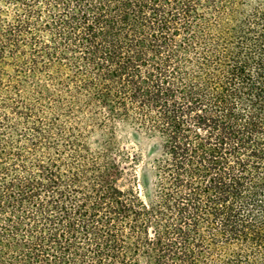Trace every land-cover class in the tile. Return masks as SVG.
<instances>
[{
	"label": "trees",
	"instance_id": "1",
	"mask_svg": "<svg viewBox=\"0 0 264 264\" xmlns=\"http://www.w3.org/2000/svg\"><path fill=\"white\" fill-rule=\"evenodd\" d=\"M0 264H264V0H0Z\"/></svg>",
	"mask_w": 264,
	"mask_h": 264
},
{
	"label": "rangeland",
	"instance_id": "2",
	"mask_svg": "<svg viewBox=\"0 0 264 264\" xmlns=\"http://www.w3.org/2000/svg\"><path fill=\"white\" fill-rule=\"evenodd\" d=\"M122 142V145L128 147V149H130L132 152L139 154L142 157L143 161L147 158L151 142L145 137L141 135L135 136L131 133H127L122 138ZM142 165L143 162L138 168H141Z\"/></svg>",
	"mask_w": 264,
	"mask_h": 264
}]
</instances>
